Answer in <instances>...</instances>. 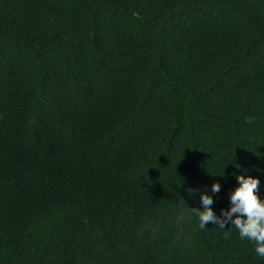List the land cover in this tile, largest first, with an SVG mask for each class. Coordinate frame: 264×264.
Segmentation results:
<instances>
[{"label": "trees", "instance_id": "1", "mask_svg": "<svg viewBox=\"0 0 264 264\" xmlns=\"http://www.w3.org/2000/svg\"><path fill=\"white\" fill-rule=\"evenodd\" d=\"M233 173L264 200V0H0V264H264L190 210Z\"/></svg>", "mask_w": 264, "mask_h": 264}, {"label": "clouds", "instance_id": "2", "mask_svg": "<svg viewBox=\"0 0 264 264\" xmlns=\"http://www.w3.org/2000/svg\"><path fill=\"white\" fill-rule=\"evenodd\" d=\"M239 167V166H238ZM237 186L228 194L229 207L227 210L221 208L217 216L212 210L213 196L201 193L199 203L202 208H191L192 214L198 219L199 227L205 229L207 222H211L220 229L226 225H232L238 232L241 240L253 243L254 253L264 258V200L257 195L260 181L248 175L232 174ZM223 176V175H222ZM211 193L220 190V184H211ZM183 219V215L180 216Z\"/></svg>", "mask_w": 264, "mask_h": 264}]
</instances>
